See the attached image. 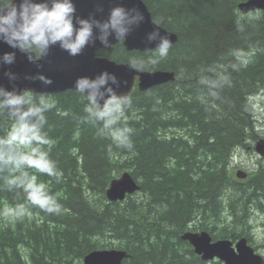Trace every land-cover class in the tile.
<instances>
[{
    "label": "trees",
    "instance_id": "trees-1",
    "mask_svg": "<svg viewBox=\"0 0 264 264\" xmlns=\"http://www.w3.org/2000/svg\"><path fill=\"white\" fill-rule=\"evenodd\" d=\"M143 1L178 41L155 65L146 63L152 52H127L121 43L111 58L174 72L176 79L129 95L121 126L132 129L131 150L81 121L87 101L76 90L43 95L55 105L45 113L43 131L55 141L50 159L63 176L57 183L28 171L47 184L62 211L43 212L26 203L22 189L0 187V209L25 204L30 211L11 222L0 217V264H83L89 253L113 248L127 251L122 264H222L196 254L181 239L187 231H207L213 240L246 237L264 251V156L250 171L235 172L230 163L239 147L264 138L246 110L248 97L264 89V10L242 14L238 5L245 0ZM236 50L249 62L233 70ZM208 69L223 72L230 84L200 83L216 78ZM11 124L0 114V136ZM126 171L140 191L110 202V183ZM250 211L262 217L260 227Z\"/></svg>",
    "mask_w": 264,
    "mask_h": 264
},
{
    "label": "clouds",
    "instance_id": "clouds-1",
    "mask_svg": "<svg viewBox=\"0 0 264 264\" xmlns=\"http://www.w3.org/2000/svg\"><path fill=\"white\" fill-rule=\"evenodd\" d=\"M76 11L73 0H19V3L16 0H0V43L15 50L4 53L0 63L14 64L16 51L25 54L29 62L36 63L47 56L50 48L57 46L72 57L82 54L86 47L97 41L108 48L111 47V40L126 39L144 19L137 9L124 7L112 8L105 20H98L95 15L81 18ZM159 23L153 20L157 27ZM146 40L149 44H156L155 49L149 50L153 55L146 61L147 64H158L168 56L171 41L161 36L158 30L148 33ZM231 55L236 61L231 64L233 70L247 66L249 61L244 53L236 50ZM139 63L142 65L144 62ZM137 64L136 60L131 61L133 67ZM208 71L215 73L216 78L202 77L200 83L210 88L230 84V78L223 72H216L215 69ZM5 75L10 81L16 79L13 73ZM32 79H38L45 85L52 83L44 76ZM113 85L119 87V81L109 72H103L94 79L81 77L76 80V92L87 101L81 121L99 125L97 135L100 138L110 139L118 148L131 150L132 129L126 124L121 126L125 110L131 107V98L118 95ZM211 95L216 96V92H211ZM54 106L43 95L37 101L27 90L9 91L0 87V114L7 113L12 120L10 128L0 136V179L3 180L0 187L9 191L22 189L27 204L49 214H60L62 206L50 194L47 184L38 183L37 176L28 171L34 169L54 177L57 183L63 176L50 159L55 141L43 131L47 123L45 113ZM246 110L254 119H264V89L248 97ZM26 215H30V211L25 204L6 205L0 209V217L6 222L20 220Z\"/></svg>",
    "mask_w": 264,
    "mask_h": 264
},
{
    "label": "water",
    "instance_id": "water-1",
    "mask_svg": "<svg viewBox=\"0 0 264 264\" xmlns=\"http://www.w3.org/2000/svg\"><path fill=\"white\" fill-rule=\"evenodd\" d=\"M19 3V0H16ZM40 2V0H37ZM76 6V15L88 18L95 15L98 20L107 19L108 13L114 7L137 9L144 19L139 27L134 28L131 34L124 40H111V47L105 48L98 41L89 45L82 54L72 57L62 51L58 46L49 49L47 56L31 63L27 56L16 51V60L12 65L0 63V87L9 91L15 89L19 92L25 90L35 95L56 94L67 90H75V82L81 77L94 79L103 72L114 74L119 87L113 85L116 93L120 96H129L135 86L141 91L156 85L174 81L173 73L158 70L148 71L133 67L128 63H118L107 57L98 56V50L104 49L109 53L115 46L122 42L126 51L150 52L156 44H149L146 40L148 33L158 30L161 36H166L171 45L178 41V36L165 30L160 25H154L152 14L143 0H73ZM243 14L264 10V0H248L239 6ZM15 51L6 44L0 43V57L4 53ZM13 73L16 76L10 81L5 73ZM37 76H44L52 81L50 85L43 84ZM264 156V138L259 140L255 149ZM239 177H245L238 172ZM139 189L136 181L129 174L116 178L111 182L107 196L111 200H123ZM193 246L195 253L203 260L219 259L224 264H263V257L257 254L255 249L247 244L245 239L234 243L231 240H213L207 231L187 232L183 238ZM128 258L125 251H93L83 260V264H122Z\"/></svg>",
    "mask_w": 264,
    "mask_h": 264
},
{
    "label": "rangeland",
    "instance_id": "rangeland-1",
    "mask_svg": "<svg viewBox=\"0 0 264 264\" xmlns=\"http://www.w3.org/2000/svg\"><path fill=\"white\" fill-rule=\"evenodd\" d=\"M256 131L261 133V136L264 135V119H256ZM263 139V138H261ZM258 142V141H257ZM257 142L253 141L251 142V146H247L245 147H239L236 152H235V157L233 158L232 166L235 167V172L236 171H250L251 169H253L256 166V161L257 159L260 157L257 153L255 155H253L252 151L249 149L254 150L256 147ZM252 147V148H251ZM256 151V150H254ZM253 151V152H254ZM255 211V210H254ZM254 211H250V213H252L254 215ZM252 224L255 226L260 227V222L262 221V217H260V215H258L257 213L254 215V218L252 219ZM260 232V231H258ZM258 237V236H257ZM259 237H258V241H259ZM258 252L262 253L261 250H259ZM263 254V253H262ZM215 261V260H212ZM218 262H220L219 260H217ZM222 263V262H221ZM223 264V263H222Z\"/></svg>",
    "mask_w": 264,
    "mask_h": 264
},
{
    "label": "bare ground",
    "instance_id": "bare-ground-1",
    "mask_svg": "<svg viewBox=\"0 0 264 264\" xmlns=\"http://www.w3.org/2000/svg\"><path fill=\"white\" fill-rule=\"evenodd\" d=\"M246 1H248V0H245V1H243V2H240V4L238 5V9H239V11H240V8H239V6L241 5V4H244V2H246ZM170 32V31H169ZM173 33V32H172ZM175 34V33H174ZM121 44H122V42H120ZM120 43H118V44H120ZM117 44V45H118ZM175 44V43H174ZM173 45V44H172ZM123 46V45H122ZM124 47V46H123ZM125 49V48H124ZM100 50H104V49H99L98 50V56H101V57H103L102 55H99V52H100ZM127 52H133V51H127ZM151 52V51H150ZM147 53H149V52H147ZM158 71H161V70H158ZM162 72H168V73H173L174 75H175V73L174 72H170V71H162ZM175 79H176V75H175ZM168 83V82H167ZM163 84H165V83H163ZM161 85V84H160ZM157 86V85H156ZM145 91V90H144ZM257 153V152H256ZM258 155H260L259 153H257ZM261 156V155H260ZM262 157V156H261ZM234 158V157H233ZM233 158H232V161H233ZM231 163V162H230ZM231 165H232V163H231ZM230 165V166H231ZM124 174H129V175H131L130 174V172H128V171H126V172H124V173H122L119 177H122ZM119 177H117V178H119ZM137 183V185L139 186V189H137V190H135L134 191V193H132L131 195H134L135 193H137V192H139L140 191V189H141V186L139 185V183L138 182H136ZM110 186H111V183H110ZM110 186H109V188H108V190L110 189ZM107 190V191H108ZM106 195H107V193H106ZM130 195V196H131ZM128 196V195H127ZM126 196V197H127ZM107 198H108V200L110 201V202H113V203H116V202H123L124 200H126V198L125 199H123V200H111L108 196H107ZM187 232H194V231H187ZM187 232H185V233H187ZM183 236L184 235H182V238H183ZM254 237H255V239L257 240L258 239V237L256 236V234H254L253 235ZM181 238V239H182ZM242 239H245L246 241H247V244L249 245V246H251V247H254V249H256V251L258 252L259 250H261L260 248H257L255 245H252L250 242H249V240L246 238V237H243V238H241V239H239V240H237V241H233V240H231V241H233V242H239L240 240H242ZM184 241H187V240H185V239H183ZM218 240H229V239H218ZM189 242V241H188ZM96 251H125V250H120V249H116V248H113V249H100V250H96ZM262 251V253H260V252H258V253H260V254H262V256L264 255V251L263 250H261ZM126 253H127V251H125ZM128 254V253H127ZM197 254V253H196ZM264 257V256H263ZM264 263V262H263Z\"/></svg>",
    "mask_w": 264,
    "mask_h": 264
},
{
    "label": "flooded vegetation",
    "instance_id": "flooded-vegetation-1",
    "mask_svg": "<svg viewBox=\"0 0 264 264\" xmlns=\"http://www.w3.org/2000/svg\"><path fill=\"white\" fill-rule=\"evenodd\" d=\"M116 47H117V45L115 46V49L112 51V53H109L107 50H100L99 54H102L103 57H107V58L113 60V59L111 58V56L114 54V52H115V50H116ZM114 61H115V60H114Z\"/></svg>",
    "mask_w": 264,
    "mask_h": 264
}]
</instances>
